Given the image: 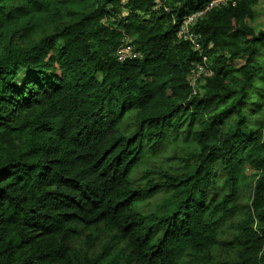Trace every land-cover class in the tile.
<instances>
[{
  "label": "trees",
  "instance_id": "16d2710c",
  "mask_svg": "<svg viewBox=\"0 0 264 264\" xmlns=\"http://www.w3.org/2000/svg\"><path fill=\"white\" fill-rule=\"evenodd\" d=\"M210 1L0 0V264H264L259 0L195 23L212 75L193 94L178 30ZM246 192L235 259L214 262ZM80 229L109 245L73 253Z\"/></svg>",
  "mask_w": 264,
  "mask_h": 264
},
{
  "label": "rangeland",
  "instance_id": "374dc122",
  "mask_svg": "<svg viewBox=\"0 0 264 264\" xmlns=\"http://www.w3.org/2000/svg\"><path fill=\"white\" fill-rule=\"evenodd\" d=\"M254 11L256 14L255 20L253 22L247 21V23L252 26L256 32L259 30H264V0L258 1L257 5L254 7ZM244 173L251 180L253 179L252 177L254 175L258 174V172L249 167L244 169ZM249 196V192H246L238 201V203L243 205L244 212L237 214L224 226H222V231H220L221 233L219 235V244L217 248L210 254L214 262L232 261L235 259V250L232 247H226L224 245L229 244L230 242H235L236 237L240 236L238 226L246 218L245 212L248 211L246 206H248L250 203ZM163 200V196H158L157 198L151 199L145 204V210L149 212L158 208ZM110 240L111 237L101 231L95 237H93V231L89 229H80V234L74 239L71 245V250L75 254L78 253L79 256L82 255L83 252H87L89 256L95 255L102 250L104 245H109L107 242ZM110 245H112V243Z\"/></svg>",
  "mask_w": 264,
  "mask_h": 264
},
{
  "label": "built area",
  "instance_id": "2783aa9c",
  "mask_svg": "<svg viewBox=\"0 0 264 264\" xmlns=\"http://www.w3.org/2000/svg\"><path fill=\"white\" fill-rule=\"evenodd\" d=\"M228 0H211L207 6L194 14L187 16L181 23L178 30V37L189 42L192 48L200 56V62L195 63L188 76V84L195 94L204 80L212 75V71L208 64V58L202 54L199 38L193 31V27L198 19L202 18L207 12L212 9L218 8L221 5H225ZM140 57L138 52H135L133 46L127 43L120 48L116 53L117 61L123 62L126 60H136Z\"/></svg>",
  "mask_w": 264,
  "mask_h": 264
}]
</instances>
